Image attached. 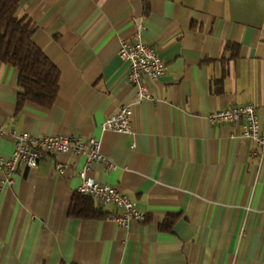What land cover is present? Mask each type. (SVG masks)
<instances>
[{
    "label": "crops",
    "instance_id": "obj_1",
    "mask_svg": "<svg viewBox=\"0 0 264 264\" xmlns=\"http://www.w3.org/2000/svg\"><path fill=\"white\" fill-rule=\"evenodd\" d=\"M18 16L37 24L60 89L52 106L18 111L19 70L0 60V155L14 150L12 129L96 137L118 167L94 162L88 175L147 217L121 226L123 208L94 198L105 217L71 215L85 157L44 152L0 187V264H264V156L244 121L208 118L251 102L264 134V0H22ZM141 25L166 71L143 77L154 97L138 100L118 52ZM124 104L133 132L103 129ZM170 214L180 219L166 231Z\"/></svg>",
    "mask_w": 264,
    "mask_h": 264
},
{
    "label": "built area",
    "instance_id": "obj_2",
    "mask_svg": "<svg viewBox=\"0 0 264 264\" xmlns=\"http://www.w3.org/2000/svg\"><path fill=\"white\" fill-rule=\"evenodd\" d=\"M141 25L134 38L123 40L118 55L127 70L129 81L137 90L138 100L150 99L154 96L143 82V77L160 78L166 71V63L159 51L142 40ZM132 106L124 104L110 113L102 124L103 129H113L122 133L133 132ZM213 124L244 121L242 135L255 141V153L264 156V134L261 132L260 118L254 103L233 105L214 110L208 116ZM0 127V133H2ZM14 139V150L9 156L0 155V170L4 179L0 187L14 182L18 165L25 164L29 168L39 165L44 152L60 153L72 151L85 157V165L81 170L82 183L78 191L96 199L101 204L114 203L123 208V212L113 215L112 219L121 226H127L131 220L143 221L147 213L136 206L130 196L116 186L96 180L88 175L94 162L102 163L107 170H114L118 164L101 150V142L96 137L82 135L45 134L34 135L27 130L10 131ZM62 170V168H60Z\"/></svg>",
    "mask_w": 264,
    "mask_h": 264
},
{
    "label": "trees",
    "instance_id": "obj_3",
    "mask_svg": "<svg viewBox=\"0 0 264 264\" xmlns=\"http://www.w3.org/2000/svg\"><path fill=\"white\" fill-rule=\"evenodd\" d=\"M22 0H0V60L18 68V83L22 91L18 95L17 109L26 102L50 107L56 101L60 89L61 72L44 50L34 41L37 24L29 17H19ZM239 54H232V57ZM218 90H222L220 87ZM69 212L77 217H105L106 212L95 205L93 197L77 191ZM180 214H170L161 228L172 231Z\"/></svg>",
    "mask_w": 264,
    "mask_h": 264
}]
</instances>
